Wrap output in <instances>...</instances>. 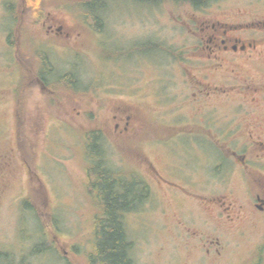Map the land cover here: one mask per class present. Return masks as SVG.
<instances>
[{
    "label": "rangeland",
    "instance_id": "obj_1",
    "mask_svg": "<svg viewBox=\"0 0 264 264\" xmlns=\"http://www.w3.org/2000/svg\"><path fill=\"white\" fill-rule=\"evenodd\" d=\"M30 1L0 0V124L9 123L0 150L12 151L15 162L0 198V264H97L93 247L102 215L94 172L86 170L96 161L88 151L90 132L99 137L101 168L116 176L128 171L147 185L143 203L124 216L134 264H264V246L253 254L264 229L236 222L242 233L235 224L216 231L217 204L203 211L194 203L201 215L193 212L187 197L178 198L184 182L168 169L177 159L176 132L184 130L173 125L169 105L153 103L156 89L177 98L188 89L184 79L219 84L223 74L198 65L200 50L192 44L199 41L194 30L201 26L200 5L88 0L98 7L94 21L84 0ZM216 3L219 11L232 8V0ZM212 16L224 19L218 12ZM42 65L45 87L29 78V71ZM65 74L76 92L64 87ZM124 104L132 106L135 118L127 134L114 136L112 115ZM213 104L219 110L214 120L224 116L223 101L216 98ZM183 112L192 114L189 106ZM216 122L219 130L206 131L211 140L223 138L220 133L228 129L225 117ZM154 123L158 136L149 129ZM221 147L225 155L233 148ZM206 183V195L225 199L240 186L234 176L212 171ZM186 227L211 240L218 237L221 257L209 256L201 246L204 238L192 239Z\"/></svg>",
    "mask_w": 264,
    "mask_h": 264
},
{
    "label": "flooded vegetation",
    "instance_id": "obj_2",
    "mask_svg": "<svg viewBox=\"0 0 264 264\" xmlns=\"http://www.w3.org/2000/svg\"><path fill=\"white\" fill-rule=\"evenodd\" d=\"M216 2L217 0L203 1L199 8L202 16L201 26L198 31L192 27L190 29L199 34V41L192 45L200 50L201 58L198 62L200 69L223 73L221 83L212 84L190 76L184 79L188 89L183 95L175 98L163 90L156 89L153 103L161 108L169 105L172 120L176 118L173 125L184 130L176 132L175 136L178 137L174 141L176 147L174 150L177 159H172L168 166L169 171L175 175L177 173V176L182 178L177 179L184 182L179 183L180 188L177 190L181 192L178 198L184 200L187 197L189 208L191 207L198 215L201 214L193 208L194 203H198V208L203 211L211 210L209 206L217 204L214 212L216 220L212 222L216 231L219 229L228 231L236 222H246L253 228L264 229V0H232L231 9L220 11L217 9L221 5H216ZM213 12L220 13L224 19L212 16ZM187 21L189 22L188 19ZM47 30L51 31L52 27L48 26ZM6 48L12 47L7 45ZM38 68L34 67L35 72L29 71L33 75L29 78L45 87L46 68L43 65L41 69ZM65 76L70 74L63 77ZM69 81V86L74 90L72 87L74 81L71 79ZM216 98L223 101L222 107L226 112L224 116L220 115L214 120L213 115L219 113L218 106L213 104ZM1 101H4V96H0ZM175 106L177 110L174 111L172 108H176ZM185 106L190 107L191 115H185L183 112ZM114 111L111 133L114 136L127 134L135 118L134 109L124 104L115 106ZM222 117L227 120L228 129L220 133L223 138L212 139L216 140L213 143L207 138L206 131L215 128L219 130L221 125L216 121ZM5 123L0 124V140L7 134L3 127L9 123L6 121ZM149 129L158 136V124H151ZM242 130L246 131L245 134L240 133ZM14 138L16 142V132ZM221 144L233 146L227 148L230 150L229 154L223 153ZM216 145L220 148H214ZM187 156L192 159L184 160ZM202 157L205 159L202 160ZM14 164L12 151L0 150V198L6 186L7 173ZM207 166L216 176L231 175L237 178L240 184L239 191L229 190L230 199H225L223 195H206L204 192L207 187V172L210 173L206 170ZM127 172L123 170L121 178L134 179L136 183L144 182L137 174L128 177ZM162 181L168 185L164 179ZM168 186L173 192L177 191ZM236 227L237 233L243 232L238 230L237 225ZM187 228V234H190L192 239L204 238L201 246H205L204 249L209 256L221 257L223 246L218 237L211 240L205 237L201 230ZM202 234L203 236H200ZM261 245L264 246V235L262 241L254 243L253 254H257L255 252Z\"/></svg>",
    "mask_w": 264,
    "mask_h": 264
},
{
    "label": "trees",
    "instance_id": "obj_3",
    "mask_svg": "<svg viewBox=\"0 0 264 264\" xmlns=\"http://www.w3.org/2000/svg\"><path fill=\"white\" fill-rule=\"evenodd\" d=\"M32 1L40 3L42 0H31L28 3L30 4ZM84 1H86L85 6L87 7L86 15H92L93 20H97L98 15L93 10L98 9V7H95L96 5H93L92 2H87L88 0ZM144 1L156 2L158 0ZM174 1L190 2L194 6H199L204 0ZM102 5L103 2H101L100 7ZM69 77L65 76L64 81H69L71 79ZM69 84L70 81L63 85L68 90L73 91ZM47 85L52 88L55 87L52 84ZM88 136V151L94 153L96 161L92 167L86 168V170L91 169L94 172L92 182L100 197V213L102 215L97 221L98 231L93 247L94 258H96L97 264H134L130 256V240L124 216L130 211L137 210L138 205L143 203L147 186L144 182L136 183L134 179L126 180L120 175H114L104 167L101 168L102 161L98 158L100 150L96 143L99 137L94 132H90Z\"/></svg>",
    "mask_w": 264,
    "mask_h": 264
}]
</instances>
